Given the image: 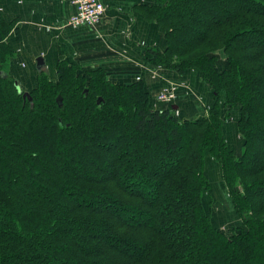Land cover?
<instances>
[{"label":"trees","instance_id":"1","mask_svg":"<svg viewBox=\"0 0 264 264\" xmlns=\"http://www.w3.org/2000/svg\"><path fill=\"white\" fill-rule=\"evenodd\" d=\"M139 8L166 31L151 62L199 71L214 106L183 119L142 81L64 62L31 102L0 75V264H264V0ZM12 28L0 16L1 65ZM234 114L241 157L224 135ZM211 160L241 220L227 230L209 210Z\"/></svg>","mask_w":264,"mask_h":264},{"label":"crops","instance_id":"2","mask_svg":"<svg viewBox=\"0 0 264 264\" xmlns=\"http://www.w3.org/2000/svg\"><path fill=\"white\" fill-rule=\"evenodd\" d=\"M146 0H103L106 11L96 27L73 28L69 17L74 8L63 0H0V16L13 28L7 37L6 62L0 55V75L11 77L24 89L37 86L44 73L58 77L61 63L76 64L83 70L104 69L114 83L142 81L154 107L163 88L177 86L174 108L179 117L205 116L215 104L213 88L203 75L188 69L180 72L151 62V50L164 52L166 31L156 20L147 19L140 6ZM149 60H148V59ZM25 91V90H24ZM223 102L225 97L222 98ZM238 115L225 124V138L236 157L243 154L244 140L237 128ZM210 189L207 193L212 220L227 230L240 223L220 166L207 163Z\"/></svg>","mask_w":264,"mask_h":264},{"label":"built area","instance_id":"3","mask_svg":"<svg viewBox=\"0 0 264 264\" xmlns=\"http://www.w3.org/2000/svg\"><path fill=\"white\" fill-rule=\"evenodd\" d=\"M69 2L74 8L69 17V24L73 28L81 26L96 27L103 22L106 7L103 0H63ZM158 101L163 107L172 108L177 99V86L170 85L161 90L157 95ZM174 108V107H173ZM175 115H179V110L173 109Z\"/></svg>","mask_w":264,"mask_h":264},{"label":"water","instance_id":"4","mask_svg":"<svg viewBox=\"0 0 264 264\" xmlns=\"http://www.w3.org/2000/svg\"><path fill=\"white\" fill-rule=\"evenodd\" d=\"M14 84H15V87L17 88L18 92L22 93L24 98H28L32 102V97H31L30 92L24 91L23 88L21 87V85L17 81H15ZM62 100H63V98L61 96H58L57 102L60 106L62 105Z\"/></svg>","mask_w":264,"mask_h":264},{"label":"rangeland","instance_id":"5","mask_svg":"<svg viewBox=\"0 0 264 264\" xmlns=\"http://www.w3.org/2000/svg\"><path fill=\"white\" fill-rule=\"evenodd\" d=\"M222 57L224 58L225 56L224 55H222ZM59 67V66H58ZM107 73V72H106ZM47 75V74H46ZM59 75V74H58ZM48 76V75H47ZM59 77V76H58ZM58 77L55 79V80H57L58 79ZM50 78V77H49ZM107 78H108V74H107ZM14 80V79H13ZM109 81H110V79H108ZM111 82V81H110ZM133 83V82H132ZM129 84H131V83H129ZM36 88V87H35ZM35 88H33V89H35ZM33 89H24L25 91H27V92H32V90ZM174 107V106H173ZM215 224V223H214Z\"/></svg>","mask_w":264,"mask_h":264}]
</instances>
